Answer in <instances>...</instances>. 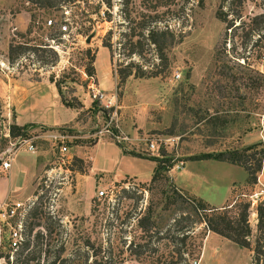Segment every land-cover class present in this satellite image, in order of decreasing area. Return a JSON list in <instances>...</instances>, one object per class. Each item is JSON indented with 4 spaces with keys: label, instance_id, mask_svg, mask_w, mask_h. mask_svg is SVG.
<instances>
[{
    "label": "rangeland",
    "instance_id": "obj_1",
    "mask_svg": "<svg viewBox=\"0 0 264 264\" xmlns=\"http://www.w3.org/2000/svg\"><path fill=\"white\" fill-rule=\"evenodd\" d=\"M63 1L38 7L0 0V153L12 141L8 127L30 106L39 108L24 119L45 111L43 103L52 104L42 117L57 127L25 126L35 153H17L8 172H0V189L8 186L10 199L23 202L41 193L24 228L28 248L0 264H25L27 253V264H264V240L256 263L250 251L255 208L264 201V153L254 158L260 157L254 184L246 183L241 167L187 160L240 150L233 144L241 134L245 146L259 143L248 152L264 150V56L257 58L249 41L240 47L238 35L221 49L219 0H110L109 7L100 0ZM243 9L264 13V1L245 0ZM47 20L54 26L47 27ZM60 23L67 27L64 35ZM150 31L155 44L146 38ZM55 44L57 53L49 48ZM130 50L134 54L127 56ZM239 56H247L246 64ZM128 63L131 74L119 83L118 72ZM140 71L155 76H132ZM95 90H103L100 100L92 98ZM46 130L67 134L64 153L43 136ZM112 133L126 141L117 142ZM152 137L161 141L159 156L173 162L154 181L152 161L143 158L154 157L145 142ZM65 157H70L66 172L63 165L57 169ZM177 167L185 169L175 177ZM52 168L45 188L43 171ZM196 171L207 180L191 179L194 189L211 203L228 199L227 217L247 204L249 248L218 235L203 243L209 231L192 212V196L173 183L175 178L184 186ZM126 183L131 186L118 189ZM107 186L119 190L113 205L95 197ZM260 191L251 206L249 196ZM0 253L6 255L5 244Z\"/></svg>",
    "mask_w": 264,
    "mask_h": 264
},
{
    "label": "trees",
    "instance_id": "obj_2",
    "mask_svg": "<svg viewBox=\"0 0 264 264\" xmlns=\"http://www.w3.org/2000/svg\"><path fill=\"white\" fill-rule=\"evenodd\" d=\"M28 3L37 5L38 7H52L55 5H63L65 2L63 0H25ZM110 0H100L106 7H109ZM264 1V0H262ZM244 2L245 0H219L215 11V18L223 24V34L221 38V49L225 50V44L231 38V36L238 35L240 40V44L242 47H245L247 42L249 41V48H256L258 52L257 58L261 59L264 56V13L257 14H246L244 13ZM263 10V8H262ZM154 33L148 32L147 37L151 44H155L156 40L153 38ZM139 42H134V46ZM102 47L107 48L109 51V46L106 44H102ZM9 51H11V46H9ZM134 54L132 50H130L127 56ZM240 60H242V64H246L247 56H239ZM12 58H10L11 60ZM109 60H111V55L109 52ZM131 64L128 63L125 65L123 71H119V83H123L124 80L131 74ZM90 73V70L87 72ZM133 77L137 78H146V77H154V73L149 72H133ZM56 92L59 94L58 88H56ZM61 104L64 107H69L63 100H61ZM27 128L33 126H26ZM25 126H16L10 125L8 127L9 136L13 139L19 135H21L26 129ZM259 145V143L252 144L249 146H245L240 150H226L214 154H200L195 156H190L187 160L190 161H200V160H212L217 162H223L226 164L234 165L241 167L246 175V183L254 184L255 183V173L260 170V157L255 158L256 154L262 155L264 153L263 148H260L258 151L254 150L252 152H248L249 150L255 149V146ZM123 154H129L132 156L140 157L133 152H125L122 150ZM154 162L155 166L153 167L152 174L150 177V181H154L161 173L168 171L172 163L164 158H154V157H143ZM253 161V163H252ZM176 197H182L180 194L175 192ZM190 203L193 205L191 207L192 212L195 215H198L200 223L204 224V228L211 233H214L227 241L233 243L235 246L239 248H249V244L247 241V237L249 236L250 230L247 222V204L243 203L240 206L239 212L236 214L234 218H229L226 216L225 209L216 210L215 208H211L202 202L199 199L191 197L188 199ZM34 208V207H33ZM256 215V236L254 240V246L250 250L252 252V260L256 263L263 255V240H264V201L260 202L255 208ZM88 244H86L87 246ZM29 246V241H24L21 244L20 249L24 251ZM4 258H7L5 255ZM58 259V256H57ZM28 253L24 255L23 261L25 264L29 262ZM62 262H66L67 259L61 260ZM55 260L50 262L49 264H54ZM90 264H105L103 261H93Z\"/></svg>",
    "mask_w": 264,
    "mask_h": 264
},
{
    "label": "built area",
    "instance_id": "obj_3",
    "mask_svg": "<svg viewBox=\"0 0 264 264\" xmlns=\"http://www.w3.org/2000/svg\"><path fill=\"white\" fill-rule=\"evenodd\" d=\"M54 24L55 22L51 20L46 21L47 27H53ZM58 31L59 33H61V35L67 33V27L65 23L59 24ZM50 43H53V41L50 40ZM59 46V44H55L53 47L49 46V48L57 53L59 50ZM101 91L95 90L91 94L92 98L100 100L103 96ZM29 134L30 133L26 129L21 135L13 138L12 141L8 143V147L6 148V150L0 153V172H5L10 168L11 164L15 160L17 153H35L34 137H31ZM112 135L117 142L126 141V138L114 135V133H112ZM43 136L48 140H53L57 142L59 144L61 153H64L66 151L65 146H63L62 144L64 143L65 139L68 138L67 134L61 131L59 132L46 130V132L43 133ZM145 142L146 151L152 156H154V158H161V156H159V148L161 147L160 139L152 137L146 139ZM69 158L70 157H65L64 162L62 159L59 160V165L57 166V169H60L61 165H63L64 167L68 165V161H70ZM171 163L173 165V162ZM182 168L183 167H177L178 171H180ZM53 171V168L43 171V175H45V177L42 176L44 177L42 184L45 188H47L48 185L51 183V173ZM66 171L67 169L65 167L64 172ZM130 186L131 185L126 183L124 184V186H121L118 189H127ZM118 191L119 190H115L114 187L107 186L106 188H100L95 193V197L97 198V200H104L105 203L113 205L115 202L118 201ZM260 193L261 191L254 192L249 196L251 206L254 205V203L258 200V196L260 195ZM40 195L41 193L38 194V196ZM38 196L29 197L23 202L18 200H12L9 198H4L0 201V248L3 246V244H5L6 256L9 258L14 255V252L20 249L21 244L24 242V228L26 220L33 207L37 204L36 201ZM3 258L4 256H0V260ZM190 264H198V262L194 261Z\"/></svg>",
    "mask_w": 264,
    "mask_h": 264
},
{
    "label": "crops",
    "instance_id": "obj_4",
    "mask_svg": "<svg viewBox=\"0 0 264 264\" xmlns=\"http://www.w3.org/2000/svg\"><path fill=\"white\" fill-rule=\"evenodd\" d=\"M43 99L44 98H41V100L36 101V103H41V101H43ZM51 105L52 104L46 105V103H43L40 107L43 108V110H45V111L39 112V113H35L33 115H30L28 118H25L24 119V116H26L28 113H32L37 108H39V107H36L35 105L28 107L27 110L20 112V116H17V118L15 119L14 125L20 126V127H22V126H35L36 128H44V127H46V128H57V127H53V126L47 125L45 123V121H44V117H42V116H44L47 113V109H50L51 108ZM245 145H246L245 144V134L238 135V136H236L234 138V144H233V146H239L241 148V147H244ZM222 151H226V150L225 149L219 150V151H216L215 150V151H212V152L209 151V152H205V153H202V154H214V153H218V152H222ZM89 160L91 161L92 158L90 157ZM200 161H209V160H200ZM210 161H212V160H210ZM220 163H222V162H220ZM228 165H230V164H228ZM154 166H155V164H154V162H152L151 174H152V170H153V167ZM184 167H185V165H184ZM184 167L180 170V172L174 174V176L177 177V175H179L180 173H182L184 171V169H185ZM10 168H11V166H10ZM39 168H40V166L38 167V169ZM8 170L6 172H8ZM90 171H92V173H93V171H96V170L93 167H91L90 168ZM194 173H197V171L196 172H193V174ZM151 174H150V177H151ZM194 177H195V179L200 180V181H205L206 182V180H207L206 177L203 174H194L191 178H189V180L186 182V184L184 186H182V187L176 185V183L174 181L175 178L173 179V183L182 192H184V193H186V194H188V195H190V196H192V197H194L196 199L201 200L202 202H204L206 205H208L211 208L221 209V208H223L226 205V202L228 201V199L227 200L226 199L225 200H221L219 203H211L207 199H205L202 195H200L197 192V190H199V189L196 190L193 187L194 182L191 181V179H194ZM149 180H150V178H149ZM228 184H229V182H228ZM229 189H230V187H229ZM4 198H9L10 199V196H9V193H8V186L6 187V190L5 189H0V201L3 200ZM202 227H203V225H202ZM212 235L218 237L215 234H212V233L207 232L206 235H205V238H204L203 243H205V240L208 237L212 236Z\"/></svg>",
    "mask_w": 264,
    "mask_h": 264
},
{
    "label": "water",
    "instance_id": "obj_5",
    "mask_svg": "<svg viewBox=\"0 0 264 264\" xmlns=\"http://www.w3.org/2000/svg\"><path fill=\"white\" fill-rule=\"evenodd\" d=\"M91 37H92V35L87 36L85 39V42L88 43Z\"/></svg>",
    "mask_w": 264,
    "mask_h": 264
},
{
    "label": "bare ground",
    "instance_id": "obj_6",
    "mask_svg": "<svg viewBox=\"0 0 264 264\" xmlns=\"http://www.w3.org/2000/svg\"><path fill=\"white\" fill-rule=\"evenodd\" d=\"M103 91V90H102Z\"/></svg>",
    "mask_w": 264,
    "mask_h": 264
}]
</instances>
